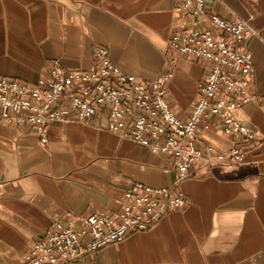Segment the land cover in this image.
<instances>
[{"label": "crops", "instance_id": "obj_1", "mask_svg": "<svg viewBox=\"0 0 264 264\" xmlns=\"http://www.w3.org/2000/svg\"><path fill=\"white\" fill-rule=\"evenodd\" d=\"M179 1L0 0V74L34 83L48 77L54 59L91 71L94 54L107 47L125 73L151 81L172 72L167 99L187 119L210 64L170 46ZM210 8L258 32L246 41L256 99L235 112L254 139L225 134L218 118L198 128L200 141L220 151L244 146L243 162L214 165L176 185L167 157L110 132L106 113L89 124H52L48 146L31 125L0 123V264H24L33 243L68 216L79 226V216L115 214L137 182L174 187L188 205L70 264H264V0H217Z\"/></svg>", "mask_w": 264, "mask_h": 264}, {"label": "built area", "instance_id": "obj_2", "mask_svg": "<svg viewBox=\"0 0 264 264\" xmlns=\"http://www.w3.org/2000/svg\"><path fill=\"white\" fill-rule=\"evenodd\" d=\"M217 0H180V23L170 41L179 54L209 62L199 98L187 119H181L168 102L169 72L151 81L125 73L107 47L94 54L91 71L66 69L58 59L49 64L48 77L25 82L0 74V123L31 125L43 146L49 145V128L73 118L89 124L106 113L108 130L122 138L163 154L177 171L178 183L218 164L242 163L246 148L220 151L198 137L199 126L218 118L225 134L253 140L254 132L236 117V110L256 99L249 90L255 74L246 41L258 32L246 20L229 19L211 10ZM187 196L174 187H152L137 182L124 196L115 214L79 216V226L68 216L55 222L46 239L33 243L24 264H70L102 248L145 232L170 212L184 209ZM71 217V218H70Z\"/></svg>", "mask_w": 264, "mask_h": 264}]
</instances>
